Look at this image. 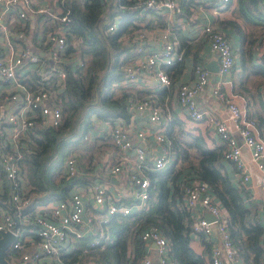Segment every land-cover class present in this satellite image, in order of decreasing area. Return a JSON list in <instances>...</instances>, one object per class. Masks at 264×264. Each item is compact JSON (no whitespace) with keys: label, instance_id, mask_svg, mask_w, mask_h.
Masks as SVG:
<instances>
[{"label":"built area","instance_id":"obj_1","mask_svg":"<svg viewBox=\"0 0 264 264\" xmlns=\"http://www.w3.org/2000/svg\"><path fill=\"white\" fill-rule=\"evenodd\" d=\"M72 2L83 5L89 0H0V233L14 236L8 255L19 258L22 264H63L59 255L72 251L74 240L88 232H92L90 247L106 242L107 224L115 216L149 210L150 181L144 171H166L176 160L165 133L169 119L155 93L137 101L129 97L138 84L137 78L140 82L153 79L158 89L172 86L166 67L184 61L172 20L176 16L185 18L187 11L184 12L179 0H99L104 10L113 2L118 9L134 12L128 29L117 37L129 47L131 58L122 67L124 76L113 85L127 95L123 102H127L128 119L92 116L97 124L106 127L104 135L97 139L111 145L102 152V160L109 163L108 172L123 182L130 202L116 201L103 181H95L71 187L64 199L34 204L33 187L23 164L25 154L34 153V146L42 138L40 130L61 125L68 70L76 74L85 67L80 54L81 38L71 33ZM229 3L230 0H193L189 11L196 14L199 7L222 9ZM152 16L163 17L166 25L149 29L148 20ZM182 20L187 23V19ZM121 21V15L114 13L106 33H116ZM198 26L200 37L218 61L220 77L212 93L227 112L225 118L214 121L215 133L225 148L223 159L233 168L234 183L260 191L264 209V140L247 117L245 107L237 103L238 98L244 104L242 96L221 90L226 83L224 78L235 66V50L223 31L211 22L200 21ZM149 41L157 42L155 50L144 48ZM259 52L264 55V49ZM193 73L194 82L176 86V101L187 120L205 124L208 119L199 111L196 97L209 85L211 74L202 64L195 65ZM143 112L147 116L137 122ZM91 136L89 133L84 139L94 140ZM243 149L258 173L256 183L250 180ZM56 171L67 178L79 174L76 154L68 155ZM179 185L180 205L192 219L191 239L202 238L210 246L209 264H242L226 228L227 213L211 187L193 172L182 173ZM85 195L92 199L91 219L84 217ZM206 214L214 219L207 220ZM77 227H84V232ZM140 240L145 249L139 264H153L146 253L150 243L156 246L160 264H174L169 257V244L156 227L143 230Z\"/></svg>","mask_w":264,"mask_h":264},{"label":"trees","instance_id":"obj_2","mask_svg":"<svg viewBox=\"0 0 264 264\" xmlns=\"http://www.w3.org/2000/svg\"><path fill=\"white\" fill-rule=\"evenodd\" d=\"M192 1L179 0L184 12ZM113 2L107 10L101 8L99 0H89L83 5L71 3V33L81 38L80 54L86 63L84 69L76 74L68 70L66 88L62 95L61 125L40 130L42 138L34 146V153L25 154L23 164L33 187L31 193L35 197H42L34 204L64 199L71 187L85 186L91 181V177L81 173L71 178L60 176L57 179L56 170L61 162L74 152L71 151L72 147H91L86 141L81 145L78 141L83 140L89 133L94 134L91 132L92 116L106 120L115 116H125L128 119L127 102H123L127 95L122 93L117 96L116 87L113 85L122 79V67L131 58L129 47L117 37L120 32L128 29L134 12L118 9ZM260 2L261 0H237V5L244 17L255 14L264 18V12L258 10ZM114 13L121 15L120 27L114 34L106 33ZM237 29L240 37L238 52L241 70L239 75L234 76L241 78L247 71L256 72L258 68L264 74V62L256 66L251 61L255 54L263 56L259 50L264 49V39H248L239 28ZM177 39L179 49L184 51V56L188 55L191 45H188L185 39ZM202 45L196 43L194 61ZM181 70L180 64L166 67L172 82L177 80ZM242 85L238 83L237 94L249 103L245 108L247 117L255 123L259 137L264 140V87H258L259 92L255 86V95ZM140 94L135 93L129 98L137 101L145 96ZM178 124L176 119H170L165 126V133L176 158L174 164L163 172L144 171L150 181L149 210L129 216H115L107 224L109 239L97 246H89L90 238H87L88 241L75 239L73 245L76 249L59 255L63 264L81 263L86 260L98 264H136L144 252L140 233L148 227H156L166 238L169 257L176 264H208L205 254L196 253L190 245L192 219L189 212L180 205L182 188L179 181L184 172L195 173L200 181L211 187L214 197L227 213L226 228L242 263L264 264V228L258 216V206L250 199L249 191L239 183H233L225 172L224 146L209 148L200 137L186 135L179 129ZM66 133L70 136L76 135V142L72 143ZM96 146L104 151L109 145L101 141ZM82 159L84 155L79 153L81 166ZM202 242L205 253L209 256V245ZM129 249L133 251L130 252ZM127 255L133 256L132 260Z\"/></svg>","mask_w":264,"mask_h":264},{"label":"crops","instance_id":"obj_3","mask_svg":"<svg viewBox=\"0 0 264 264\" xmlns=\"http://www.w3.org/2000/svg\"><path fill=\"white\" fill-rule=\"evenodd\" d=\"M258 6H259L258 10L264 12V0H261ZM199 8L200 10H197L196 11L197 13L195 14L189 11V7L188 8L186 7L187 12H186L185 18L181 16H176L172 20V25L174 28V35L180 39H185L187 41V44L191 45L189 49V54L184 56V61L182 63H179L182 66V70L177 80L172 82L173 84L169 88L158 89L153 79L149 78V79H146L145 82H140L141 79L137 78L136 82L138 84L136 88L131 91V94L133 95L135 93H141L140 95H146L151 92H154L155 95L157 96L158 103L164 109V113L166 116H168L169 120L176 119L180 124V125L178 124L179 129H182L186 135L188 134L192 137H200L209 148H214V147L221 145V141L214 130V121L217 120L218 117L225 118L227 116V112L222 108L221 103L213 96V93H212V87L216 85L220 77L218 73V61L214 55L210 54L209 46L207 45L205 40L202 37H200L198 23L200 21L211 22L213 25L220 28L223 31L226 39L230 42L231 46L235 50V53H236L235 66L233 67L230 74L224 78L226 83L225 84L223 83L221 85V90L228 94L229 93L237 94L239 93L237 89H239L238 83L240 82L241 85L243 84L242 87H244L246 90L256 95L255 86H257V89L258 87H261V86L264 87V77H263L264 74L261 73V71L259 70L260 68H258L256 72L247 71V73H244L241 76V78L234 76V75H239V72L241 70L240 64H239L240 57H239V52H238L240 37H239V34H238L239 32L237 28H239L248 39H251V38H257V39L263 38L264 39V18H259L257 17L258 15H255V14L244 17L243 12L239 9L237 5V0H230V3L225 8H222V9H213L210 7H199ZM182 19H187V23H185V21H183ZM229 23H233V25ZM165 25H166V21L164 20L163 17L152 16L148 20L149 29H158V28L164 27ZM196 43L198 44L200 43L201 45L202 44L203 45L202 47L199 48L198 53H197V59L196 61H194L193 54H195ZM156 45H157V42L149 41V43H146V42L144 43V48L147 50H155L157 48L155 47ZM258 58L260 59V62L257 61ZM251 61L253 65H256V66L261 65L264 62V55L259 56V54H257L256 56L255 54V56L251 58ZM197 64L204 65L205 68L211 74L209 85L202 91V93H200L196 97L199 111L205 113L208 119V121L205 124L196 123V122L187 120L183 114V109L177 104L176 96H175V88L179 83H183V82L192 83L196 80V76L193 73V68ZM233 81L235 82V88H233V84H234ZM245 93L246 95L248 94L247 92ZM121 94L122 93L120 92L119 94H116V95L118 96ZM236 100L240 106H243L245 108L249 106V103L247 101L245 102L244 98H243L244 104H242L238 98ZM255 102H257L256 98H255ZM146 116H147L146 113L144 112L141 113L140 119L137 122H139ZM91 123H92L91 132L94 133L93 135L91 133L92 135L91 138H93L94 140L83 138V141L84 142L86 141L87 145L88 146L91 145V147L85 149L82 146H79L80 148H82V149H79L80 154H83L85 158V159H82L81 161L82 166L80 164V161L78 160V153L76 151L73 152L77 156L80 173L87 177H91V181L89 182V184L94 183L95 181H103L108 187L109 195L114 197L116 201H119L120 199H122V202L124 203H127L128 201L130 202L128 193L126 191V187L123 185V182H121L119 179H117L116 177H114L108 172L109 163H106L104 160H102L101 155H102L103 150L100 149V147L96 146L101 143V140L97 138H101L104 135L106 131V127L101 123L97 124L94 118L93 119L91 118ZM175 129H177V127H175ZM231 132L235 136L237 142L240 143L241 140L238 137L237 133L233 129H231ZM109 146L111 147V145ZM138 146L145 148V146L140 145V144H138ZM242 155L244 157L243 159L246 162V167L251 175L250 180L252 181V183H256L258 180V173L255 171L254 166L250 162V159L248 157V153L244 149L242 150ZM83 160L86 163L83 162ZM131 161H133V159H131ZM223 166L230 180L233 183L236 182L231 164L228 162H224ZM131 169H133V166H131ZM79 186H83V185H79ZM247 190L249 191L250 199H252L258 206V216L260 217V223L262 224L264 228V209L261 207V205L263 204L261 193L258 189L251 188ZM85 199H86V202L84 203V210H85L84 217L91 219L92 218V206H91L92 199L88 195H85ZM56 200L57 199L50 200L49 202H54ZM41 204H45V203H41ZM77 228L83 232L85 230L84 227H77ZM91 237H92V232H88L85 235H83V237L79 240L88 241L87 238L91 239ZM79 240H77V242ZM202 241H204L202 238H197L195 240L191 239L190 241L191 248L198 254H205V250H204L205 247ZM10 245L8 249L6 250L7 260L13 264H22L19 258H12L8 255V250L10 248ZM143 249H145V247H143ZM129 251L132 252L133 249H129ZM146 253L148 254L152 263L154 259H156L158 256L156 246L153 243H150L148 245ZM142 256H143V253H142ZM142 256L137 262L138 264L140 263ZM129 259L132 260V257H129ZM80 264H98V263L93 262L91 260H86V261L81 262Z\"/></svg>","mask_w":264,"mask_h":264},{"label":"water","instance_id":"obj_4","mask_svg":"<svg viewBox=\"0 0 264 264\" xmlns=\"http://www.w3.org/2000/svg\"><path fill=\"white\" fill-rule=\"evenodd\" d=\"M46 196V195H45ZM44 196V197H45ZM42 197H34L33 201H37ZM207 220H213L214 218L210 214H206ZM14 240V236L9 232L0 233V264H13L10 263L6 258V250L8 249L11 242Z\"/></svg>","mask_w":264,"mask_h":264},{"label":"rangeland","instance_id":"obj_5","mask_svg":"<svg viewBox=\"0 0 264 264\" xmlns=\"http://www.w3.org/2000/svg\"><path fill=\"white\" fill-rule=\"evenodd\" d=\"M120 93V91H118L117 89H116V92H115V94H119ZM67 134V136H69V138L68 139H71L72 141V143H74V142H76V139H77V137H76V135H73V136H70L69 135V133H66ZM67 141H70V140H65V142H67ZM85 142L83 141V140H79L78 141V144H84ZM79 149H82V148H80L79 146L78 147H72L71 148V151H76L78 154L80 153V150ZM85 159V158H84ZM83 162H85L84 160H83ZM86 163V162H85ZM56 173H57V171H56ZM57 179L58 178H60V175L59 174H57ZM210 247V246H209ZM156 256H157V254H156ZM205 256H206V258H207V262H208V264H209V256L205 253ZM174 262V261H173ZM153 264H160V261H159V257L157 256V258L156 259H154V261H153ZM174 264H176L175 262H174Z\"/></svg>","mask_w":264,"mask_h":264}]
</instances>
